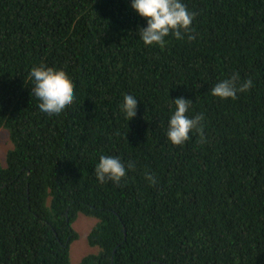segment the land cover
Instances as JSON below:
<instances>
[{
	"label": "trees",
	"instance_id": "trees-1",
	"mask_svg": "<svg viewBox=\"0 0 264 264\" xmlns=\"http://www.w3.org/2000/svg\"><path fill=\"white\" fill-rule=\"evenodd\" d=\"M182 39L145 46L131 0H0V264H72L80 214L98 220L81 264H264V0H183ZM191 37V38H189ZM72 84L60 117L38 111L30 71ZM238 73L235 99L211 88ZM140 100L128 123L125 94ZM202 127L167 136L174 101ZM101 155L127 176L97 180ZM155 177V183L147 175Z\"/></svg>",
	"mask_w": 264,
	"mask_h": 264
},
{
	"label": "clouds",
	"instance_id": "clouds-1",
	"mask_svg": "<svg viewBox=\"0 0 264 264\" xmlns=\"http://www.w3.org/2000/svg\"><path fill=\"white\" fill-rule=\"evenodd\" d=\"M130 6L146 20V26L137 30L139 39L145 46L162 47L170 34L182 39L184 33L190 32L195 17V13L189 11L183 0H131ZM29 75L33 84L30 95L38 101V111L43 116L57 118L70 108L74 100L73 87L62 72L37 66L31 69ZM238 78L239 74L236 73L218 81L211 88V94L221 99H235L238 91L243 92L253 86L251 79L238 86ZM173 101L175 109L169 117L166 136L172 144L179 146L191 139V132L202 127L203 115H188L193 103L190 99L177 97ZM139 102L130 93L124 95L120 110L128 123L137 116ZM134 167V162L125 165L119 156L101 155L94 172L99 182L111 181L118 184L127 176L128 170ZM147 179L155 183V177L151 174L147 175Z\"/></svg>",
	"mask_w": 264,
	"mask_h": 264
},
{
	"label": "rangeland",
	"instance_id": "rangeland-1",
	"mask_svg": "<svg viewBox=\"0 0 264 264\" xmlns=\"http://www.w3.org/2000/svg\"><path fill=\"white\" fill-rule=\"evenodd\" d=\"M10 134L7 129H0V163L3 167L7 166V155L12 149ZM98 220L94 217H87L80 214L74 224V229L79 234V239L71 245V263L81 264L82 260L92 254H98L99 248L92 247L89 244L88 238Z\"/></svg>",
	"mask_w": 264,
	"mask_h": 264
}]
</instances>
